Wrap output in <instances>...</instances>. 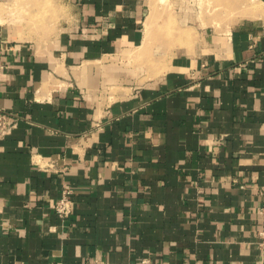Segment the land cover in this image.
<instances>
[{"label":"crops","instance_id":"crops-1","mask_svg":"<svg viewBox=\"0 0 264 264\" xmlns=\"http://www.w3.org/2000/svg\"><path fill=\"white\" fill-rule=\"evenodd\" d=\"M199 1L0 0V264H264V8Z\"/></svg>","mask_w":264,"mask_h":264},{"label":"rangeland","instance_id":"rangeland-1","mask_svg":"<svg viewBox=\"0 0 264 264\" xmlns=\"http://www.w3.org/2000/svg\"><path fill=\"white\" fill-rule=\"evenodd\" d=\"M200 0L199 6L203 12L205 21L214 20L215 22L230 24L233 20L242 17H258L259 11L264 7L258 2L248 0ZM19 3V2H18ZM17 6L16 16L13 18L24 20L28 27L36 28H58L61 22V15L57 13L62 6L57 0H21ZM51 37L53 34H44ZM154 38V37H153Z\"/></svg>","mask_w":264,"mask_h":264},{"label":"built area","instance_id":"built-area-1","mask_svg":"<svg viewBox=\"0 0 264 264\" xmlns=\"http://www.w3.org/2000/svg\"><path fill=\"white\" fill-rule=\"evenodd\" d=\"M5 118H0V137L6 134L7 127ZM54 211L59 215L62 219H68L73 213V202L68 196V192L64 191L62 197L53 205ZM262 215V229L259 232L260 237V246L264 248V208L261 209ZM86 264H132V263H110L106 261H101L98 259L89 260ZM137 264H155L150 257H146L142 259Z\"/></svg>","mask_w":264,"mask_h":264}]
</instances>
